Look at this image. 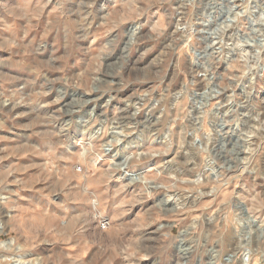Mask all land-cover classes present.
I'll use <instances>...</instances> for the list:
<instances>
[{"label":"rangeland","instance_id":"374dc122","mask_svg":"<svg viewBox=\"0 0 264 264\" xmlns=\"http://www.w3.org/2000/svg\"><path fill=\"white\" fill-rule=\"evenodd\" d=\"M185 1L95 0V6L91 11L101 18V23L88 46L96 51L86 61H81L76 65L70 84L49 86L45 82V73H47L48 79H53L63 73H50L47 70L42 72L40 69H31L26 64L10 66L7 62V57L14 48L9 37L13 32L19 31L24 24L23 20L17 19L14 15H9L7 10L14 12L23 8L27 0H0V15H4L10 25L0 28V102L7 101L9 97L19 101L15 108L12 107V103H3V111H0V188L3 187L4 181L7 179L8 190L19 194L11 199L17 200L18 208L24 209V211L19 212L21 219H28L33 225L41 229H49L54 226V218L60 212V209H57L54 204L50 205V200L59 203L64 199L61 194L49 197L41 191L53 179L65 191L71 188L73 184L84 185L85 183H87L89 191L100 192L107 189L111 199L106 200L104 215L99 221L85 224L81 228L82 217L76 212L68 218L71 231L78 234L83 233L81 247L79 249L68 248L69 253H79L77 264H153L157 257H148L139 252L138 245L140 242L136 239V234L154 231L157 227V225H152L150 228L137 226L146 221L149 215L157 217L159 224L166 226L162 232L168 231L170 228L174 238L171 241H165L168 246L162 250L163 255L161 257L164 264H217V260H219V264H232L234 259L232 252L226 250L223 255H218V245L212 244L208 245L207 248L204 247V233L212 227L205 217L209 216L211 210L216 206V202L211 197H199L194 191L197 182L204 184L207 181L210 182L209 186L202 188V191L224 192L223 178L211 177L207 173L201 176L197 172L187 169L180 170L179 168L172 172L161 173L160 176L155 173L146 174L143 178L145 183L159 182L161 187L154 196L146 197L142 203H137V200L140 199L137 195L139 191L137 186L121 188L122 184L127 183V178L124 177L123 172L116 171L111 177L105 174L104 169L113 163L110 159L111 153L97 164L89 165L88 176L85 177L82 174L83 167L80 171L73 168L74 161L71 155L58 161L51 155L46 138L34 134L39 129L52 130L43 123H34L36 116L43 120L62 108L64 111H68L72 106L70 101L73 100V97L70 95H65L62 100L54 102L57 101L59 95L56 89L64 87L69 93L74 92L79 96L93 100L99 94L90 91L88 88V84L92 82L91 77H99L100 79L94 86H101L107 73L114 83H123L119 92L111 94L114 98L110 102H108V94H103L100 99L94 100V104H88L83 110L74 112L72 116H65L62 120L55 121V124L61 125L64 120H80V130L77 132L75 126L73 128V133L77 138H80L84 134V121L89 120L92 116H95L96 119H103L105 116L111 117L118 113L130 115L132 111H135V108L131 107L133 102L135 104L144 93H148L152 103L136 116L140 129L145 130L147 135L141 134V131L138 130L135 134L127 137L118 148L125 149L128 153L163 150L165 133L157 131L158 128H162V124H158V121L172 122L171 131L176 134L174 143L178 146L179 134L184 126H188L187 131L189 132L195 129L196 121L200 115L199 105L204 104L209 99L213 104L217 101L223 103L230 94L229 90V92H223L219 96L213 95L217 91V86L221 84V80L209 78L210 80L206 81L202 74L209 56L213 54V48L208 49V55L201 52L200 49L207 48L209 43L214 44V41H217L215 37L211 36V33L217 30L221 31L223 27L226 28L230 18L235 17L234 5L240 4L236 0ZM195 5L196 7H194ZM68 6L76 7L75 4ZM51 7L52 5H49V8ZM142 8L147 10L142 11ZM239 9L241 10L240 7ZM113 10H115V14H111ZM246 11L249 12L253 20L260 19L262 15L261 11L256 9ZM137 13L141 14L137 15ZM185 14L189 15L186 17ZM105 16L108 17L107 24L103 22ZM248 18L249 16L244 17V19ZM205 19L206 23H201ZM136 24L144 25V27L135 33L136 35L127 32ZM257 26L259 27V25ZM228 28L229 35L238 32V29L231 24ZM31 35L34 33L30 31L29 36ZM229 35L225 41L231 43ZM242 35L240 34L241 37ZM40 36L48 44V50L44 55L50 56L53 51V33L46 34L41 29ZM113 36H117V39L111 41L109 47H104L103 45L110 41ZM202 37H206V41ZM244 39L251 41V43L255 41V37L252 39L238 38L236 42L240 47L236 51L225 50L226 59L230 62L221 61L216 68L217 76H222L225 79L228 78V75L241 77L240 87L236 89L237 95L241 94L245 84L250 83L248 76L241 70L240 64L235 62L238 58L237 54L242 52L241 44ZM194 46L195 55L193 54ZM116 56H119V59L112 63L107 62ZM17 59L27 61V52L21 53ZM113 73L115 76H111ZM194 73H200V75H193ZM5 77H19L22 80L34 79V82L20 88L21 79L6 80ZM121 78H123L122 81ZM49 87H51V91H49ZM188 89H192V91ZM44 92H48V95H43ZM205 92L209 93V97L203 95ZM254 95H259L260 98L264 99V85ZM93 107L96 109L95 113L90 112ZM148 108L152 110L149 111ZM9 109H11V117H15L14 120L6 114ZM226 111L225 108L219 109L220 114ZM146 125L148 128L145 127ZM98 127L99 125H97ZM233 127L235 130L229 132L228 137V140L231 141L228 145L229 148H233L241 136H246L249 140H256L261 132H264V127L261 125L253 122L250 127L244 120L239 122V127ZM95 130L93 129V131ZM152 132L157 134L154 138L149 139ZM192 139V135L187 137L189 142ZM79 151L78 146H72L75 160L83 166L85 160L79 155ZM115 151L116 149H113V152ZM173 151L175 152V148ZM171 155L172 153L164 157L157 156L146 163L138 164L137 170L154 166L155 161L170 159ZM181 156H184L183 152L177 156L179 163H186L188 158L185 157L184 160H181ZM192 159L188 168H195L199 162L205 159V156L195 155ZM119 162L120 158H117L116 163ZM102 165L103 167H101ZM169 176L176 177L171 180L167 178ZM247 177L248 173L244 172L234 183L230 181L227 192L234 190L237 194L242 193L241 184ZM13 181H19V183H13ZM173 194H179L181 200L179 202L169 201L167 211L163 208L152 207L156 201ZM19 196L26 199L19 200ZM253 197L247 201L244 207L250 213L254 212L257 217L264 216V191L258 188L253 193ZM220 198L224 199L225 196ZM32 205L35 206V211H33ZM88 207L89 205L79 200L71 204V208L76 209L77 212L86 210ZM0 212H2L0 219L7 221L10 216L17 215V208L5 207L0 204ZM59 219L63 220L64 217L61 216ZM103 221H108L110 224L106 230L101 228ZM162 232L155 233V235L162 236ZM98 234H102L106 239V252H102L99 246L91 243V238ZM197 235L200 237V247L194 246ZM29 237L31 234L27 233L25 238L28 239ZM32 239L34 246L26 247L25 251L31 255L34 264H51L48 260L51 245L35 243V238ZM67 243L70 244L71 241ZM236 244H239L238 239L234 245H229L232 251H235ZM208 249L214 250L209 251ZM236 264L239 263L236 261Z\"/></svg>","mask_w":264,"mask_h":264},{"label":"clouds","instance_id":"9594fccd","mask_svg":"<svg viewBox=\"0 0 264 264\" xmlns=\"http://www.w3.org/2000/svg\"><path fill=\"white\" fill-rule=\"evenodd\" d=\"M70 4H75L76 7H69ZM49 5L52 7L49 8ZM94 6L95 0H55V2L54 0H27L23 8L14 12L7 10L9 15H14L17 19L24 21L21 29L13 32L9 37L14 44L11 54L7 57L9 65L26 64L29 68L40 69L42 72L47 70L50 73H63L53 79H48L47 73H45V82L49 86L70 84L76 65L81 61H86L96 51L88 46L101 23V18L91 11ZM238 6L241 8V12L237 14V21L233 25L234 28L238 29V32L233 33L230 38L231 43L226 42L220 30H217L211 33L212 37L217 38V47L214 48L209 43L207 48L200 49L201 52L208 55V49L213 48V54L209 56L202 73L206 81L209 78L221 80V84L217 86V91L213 95L219 96L223 92H229V90L230 94L223 103L217 101L213 104L209 99L204 104L199 105L200 115L196 121L195 129L189 132L187 131L188 126L185 125L179 134L178 146L174 143L176 134L171 131L172 122L158 121L162 124V128L157 131L165 133L163 150L128 153L125 149L118 148L127 137L135 134L138 130L141 131V134L147 135L145 130L140 129L135 118L152 103L148 93H144L139 101L131 105L135 111H132L130 115L118 113L111 117L105 116L103 119H96L95 116H92L89 120L84 121V134L80 138H77L73 133L74 126L77 132L80 130V120H64L61 125L55 124V121L62 120L65 116H72L74 112L83 110L88 104H94V100L100 99L103 94H108L110 102L114 98L111 94L119 92L123 83H114L107 73L101 86H94L100 79L99 77H91L92 82L88 84V88L90 91L99 94L93 100L79 96L74 92L69 93L64 87L56 89L59 95L57 101L54 102L62 100L65 95H70L73 97V100L70 101L72 106L68 111H64L62 108L43 120L36 116L34 123H43L52 130L39 129L34 134L46 138L51 155L58 161L71 155L74 161L73 168L80 171L83 167L82 174L85 177L88 176L89 165L97 164L111 153L110 159L113 163L104 169L105 174L111 177L116 171L123 172L124 177L127 178V183L122 184L121 188L137 186L139 188L137 195L140 197L137 203H142L146 197L154 196L161 187L159 182L145 183L143 178L146 174L155 173L160 176L161 173L172 172L179 168L180 170L187 169L197 172L198 175L207 173L211 177L223 178L224 192L202 191V188L209 186L210 182L207 181L204 184L197 182L194 189L199 197H211L216 202V206L211 210L209 216L205 217L212 227L204 233V247L207 248L208 245L212 244L218 245V255H223L226 250L232 252L234 257L232 264H236V260H241L242 264H264V216L257 217L254 212L250 213L244 207L249 199L254 198L253 193L258 188L264 191V132H261L256 140H249L246 136H241L233 148L228 147L231 143L228 140L229 132L235 130L233 126L239 127L241 120H244L250 127L253 122L264 127V99L260 98L259 95H254L264 85V56L261 55L264 53V0H258V3L254 0H241ZM249 9L261 11L260 19L253 20L249 12L246 11ZM146 10L142 8V11ZM111 14H115V10ZM140 14L137 13V15ZM245 16H249V18L244 19ZM107 20L108 17L105 16L103 22L107 24ZM201 23H206V19L202 20ZM8 26L10 25L7 18L0 15V28ZM143 27L144 25L136 24L127 32L135 34ZM41 29L46 34L53 33V51L50 56L44 55L48 50V44L40 36ZM30 31L34 35L29 36ZM240 34H243L242 37ZM252 37H255L256 52L254 58L250 61L249 53L244 51L237 54L238 58L235 61L240 64L241 70L250 81V83L245 84L241 94L237 95L236 89L240 87L241 77L228 75V78L225 79L222 76H217L216 68L221 61L230 62L226 59L225 50L236 51L239 48L236 43L238 38L252 39ZM116 39L117 36H113L103 46L109 47L111 41ZM202 39L206 41V37H202ZM23 52H27V61L17 59ZM193 54H196L195 46ZM117 59L119 56L113 57V60L107 62L112 63ZM193 75H200V73ZM111 76H115V73ZM5 79L16 80L21 78L5 77ZM31 82H34V79H21L20 88L26 87ZM51 90L49 87V91ZM188 90L192 91V89ZM42 94L48 95V92ZM203 95L209 97L207 92ZM18 102L13 97H9L7 101L0 102V111H3V103H12V107L15 108ZM221 108H225L227 111L220 114L219 109ZM241 109L243 111H240ZM95 110L93 107L90 112L95 113ZM151 110L149 109V111ZM6 114L11 117V109ZM11 118L15 119V117ZM97 125H99L98 128ZM145 127L148 128L147 125ZM93 129L96 130L93 131ZM148 130L150 131V128ZM156 134V132H152L149 139L154 138ZM189 135L193 136L190 142L187 140ZM73 145L78 146L79 155L85 160L83 166L75 160V154L72 153ZM174 148L175 152L173 151ZM113 149L116 151L113 152ZM181 152L184 153V156L180 157L181 160H184L185 157L188 158L184 164H180L177 160V156ZM169 153H172L170 159H161L155 161L154 166L137 170L138 164L146 163L157 156L164 157ZM195 155H204L205 159L199 162L195 168H188V164L192 163V157ZM117 158H120L119 163H116ZM244 172L248 173V177L241 184L242 193L237 194L234 190L227 192L230 181L234 183ZM167 178L175 179L172 176ZM7 183L8 181L5 179L3 187L0 188V204L5 207L17 208V215L10 216L7 221L0 219V264H34L31 255L25 251L26 247L34 246L32 238H35V243L51 245L48 255L51 264H77L79 253H69L68 248L79 249L83 243V233L72 232L68 218L76 212L82 217L81 228L85 224L99 221L104 215L106 200L111 199L107 189L100 192L89 191L87 183H85L84 185L73 184L71 188L65 191L53 179L41 191L49 197L61 194L64 199L59 203L50 200V205L54 204L57 209H60V212L54 218V226L49 229H41L33 225L30 220L21 219L19 212L24 211V209L18 208V201L11 199L19 194L10 192ZM13 183H19V181H13ZM221 196H225V198L221 199ZM25 199V197L19 196V200ZM78 200L83 201L89 207L77 212L76 209L71 208V204ZM173 200L179 202L181 196L179 194L167 195L164 199L156 201L152 207L163 208L167 211L168 202ZM31 207L33 211L36 210L34 205ZM61 216L64 217L63 220L59 219ZM152 225H157L154 231L136 234V239L140 242L138 251L148 257H157L153 264H164L161 257L163 255L162 250L168 246L165 241H171L174 238L170 228L168 231L162 232L166 226L159 224L157 217L152 215H149L146 221L137 226L150 228ZM161 232L162 236L155 235V233ZM27 233L31 234L28 239L25 238ZM199 239L200 237L197 235L195 247H200ZM237 239H239V244H236L235 251H232L229 245L235 244ZM68 241L71 243L68 244ZM91 243L99 246L102 252H106V239L102 234L91 238ZM208 250L213 251L214 249ZM217 264H219V260H217Z\"/></svg>","mask_w":264,"mask_h":264},{"label":"bare ground","instance_id":"6f19581e","mask_svg":"<svg viewBox=\"0 0 264 264\" xmlns=\"http://www.w3.org/2000/svg\"><path fill=\"white\" fill-rule=\"evenodd\" d=\"M177 1H179V0H177ZM187 1V0H186ZM185 1V2H186ZM196 1H201V0H196ZM181 2V1H180ZM184 2V3H185ZM189 2V1H188ZM191 2V1H190ZM209 2V1H208ZM236 2H240L241 3V0H236ZM254 2H256V3H258V0H254ZM199 3V2H198ZM181 4H182V2H181ZM189 4V3H188ZM188 4H187V6H188ZM205 4H207V3H205ZM183 5V4H182ZM190 5H191V3H190ZM238 5H240L239 3L238 4H236V5H234V7H235V17H232V18H230V20L228 21L229 22V25L227 24V26H226V28H222V32H221V34L224 36V38L226 39L227 37H228V35H229V32H228V27L230 26V24L233 26L235 23H236V21H237V14L238 13H240L241 12V10L239 9V6ZM184 7H186L185 5H183ZM182 6V7H183ZM194 7H196V5L194 6ZM209 7V6H208ZM200 8V7H199ZM198 8V9H199ZM192 9H194V8H192ZM197 9V8H196ZM203 9H204V7H203ZM205 9H207L206 7H205ZM184 10V9H183ZM186 11H188V10H186ZM185 11V12H186ZM200 11V10H199ZM183 13V12H182ZM197 13V12H196ZM261 13V12H260ZM191 14V13H190ZM204 14V13H203ZM186 15V14H185ZM187 15H189V14H187ZM187 15H186V17H187ZM195 15V14H194ZM183 17V16H182ZM197 17H198V15H197ZM181 18V17H180ZM191 18V17H190ZM183 19H184V17H183ZM212 19V18H211ZM185 20V19H184ZM180 22V21H179ZM196 22V21H195ZM183 23H185L184 21H183ZM189 23V22H188ZM180 25H181V23H180ZM178 26V25H177ZM182 26V25H181ZM201 26V25H200ZM228 28V29H227ZM191 29V28H190ZM227 29V30H226ZM215 30V29H214ZM188 31H189V29H188ZM187 31V32H188ZM201 32V31H200ZM174 34V33H173ZM186 34V33H185ZM136 35V34H135ZM176 36V35H175ZM233 36V34L232 33H230V35H229V37L231 38ZM176 38V37H175ZM196 38V37H195ZM229 38V39H230ZM185 39V38H184ZM216 40H217V38H215ZM214 39V40H215ZM131 40V39H130ZM129 40V41H130ZM211 41H213V40H211ZM231 41V40H230ZM238 41H240V40H238ZM217 42V41H216ZM215 41H214V44L215 45H217V43H216ZM170 43V42H169ZM237 43V42H236ZM244 43V44H243ZM243 43L241 44V51L242 52H244V51H246V52H248L249 53V60L251 61L253 58H254V56H255V52H256V48L254 47V43H251V41H249V40H246V39H244L243 40ZM213 44V43H212ZM213 44V46H215ZM178 45V44H177ZM240 47V46H239ZM230 53V52H229ZM263 54L264 53H262L261 55L263 56ZM179 68V67H178ZM178 71V70H177ZM185 78V77H184ZM194 79V78H193ZM196 80V79H195ZM210 80V79H209ZM199 83V82H198ZM197 83V84H198ZM201 83V82H200ZM200 85V84H199ZM205 85V84H204ZM196 87V86H195ZM199 87V86H198ZM197 87V88H198ZM202 87V86H201ZM208 87V86H207ZM210 87V86H209ZM169 88V87H168ZM209 89V88H208ZM96 96V95H95ZM153 97V96H152ZM151 97V98H152ZM139 98V97H138ZM154 98V97H153ZM161 98V97H160ZM181 98V97H180ZM161 99H164V98H161ZM138 100V99H137ZM156 100V99H155ZM165 100V99H164ZM154 101V100H153ZM97 102V101H96ZM109 102V101H108ZM108 102H107V104H108ZM161 102H164V101H161ZM166 102V101H165ZM98 103V102H97ZM156 103V102H155ZM106 104V105H107ZM133 104H134V102H133ZM154 104V103H153ZM150 105V104H149ZM163 105H165L164 103H163ZM95 106H96V103H95ZM156 106V105H155ZM149 109V108H148ZM163 109V108H162ZM16 112V111H15ZM74 117V116H73ZM195 117V116H194ZM198 117V116H197ZM193 118V117H192ZM136 119V118H135ZM150 121V120H149ZM148 121V122H149ZM140 122V121H139ZM147 122V123H148ZM141 124V123H140ZM159 124V123H158ZM144 125V124H143ZM149 125V124H148ZM142 126V125H141ZM152 126V125H151ZM154 127V126H153ZM151 129H152V127H151ZM159 129V128H158ZM160 135V134H159ZM254 138V137H253ZM125 142V141H124ZM193 158V157H192ZM203 159V158H202ZM193 160V159H192ZM197 164V163H196ZM195 164V165H196ZM187 172V171H186ZM194 172V171H193ZM183 173V172H182ZM181 173V174H182ZM195 174V173H194ZM172 175V174H171ZM196 175V174H195ZM203 175H205V173L203 174ZM202 176V175H201ZM176 177V176H175ZM182 179V178H181ZM223 182V181H222ZM0 213H2V212H0ZM238 241H239V239H238ZM190 243H191V241H190ZM234 245V244H233ZM185 249V248H184ZM187 249V248H186ZM232 249V248H231ZM183 250V249H182ZM216 258V257H215ZM239 264H242V262H241V260H236ZM228 263V262H227Z\"/></svg>","mask_w":264,"mask_h":264},{"label":"built area","instance_id":"2783aa9c","mask_svg":"<svg viewBox=\"0 0 264 264\" xmlns=\"http://www.w3.org/2000/svg\"><path fill=\"white\" fill-rule=\"evenodd\" d=\"M109 222L108 221H103L102 223H101V228L102 229H104V230H106L108 227H109Z\"/></svg>","mask_w":264,"mask_h":264}]
</instances>
